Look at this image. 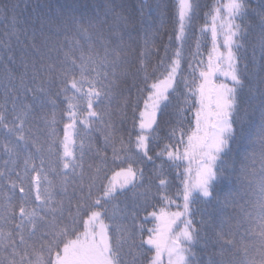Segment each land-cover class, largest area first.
I'll list each match as a JSON object with an SVG mask.
<instances>
[{
    "label": "snow or ice",
    "instance_id": "6c2138e0",
    "mask_svg": "<svg viewBox=\"0 0 264 264\" xmlns=\"http://www.w3.org/2000/svg\"><path fill=\"white\" fill-rule=\"evenodd\" d=\"M176 8V43L169 36L161 55L147 2L0 0L9 21L0 31V264H162L165 253L168 264H264V182L254 249L238 246L240 225L223 220L257 156L264 172V0H226L206 13L212 46L205 64L198 37L192 84L183 50L198 5ZM208 31L206 22L200 35ZM166 166L177 170L176 197Z\"/></svg>",
    "mask_w": 264,
    "mask_h": 264
},
{
    "label": "trees",
    "instance_id": "16d2710c",
    "mask_svg": "<svg viewBox=\"0 0 264 264\" xmlns=\"http://www.w3.org/2000/svg\"><path fill=\"white\" fill-rule=\"evenodd\" d=\"M53 3L55 2H63V0H52ZM147 2L152 6V15L151 19L153 21L152 29L150 32V38L154 39L155 44L159 47L160 54L163 55V49L164 46L169 43V36H172L171 44L175 46V28H176V5L178 3V0H139V3H145ZM226 0H196V4L198 5L196 15L193 18L192 26L189 29L188 33V40L184 46L183 55H184V62H183V72L188 77V83L192 84V77L193 72L189 68L188 62L193 61V53L196 51V43L197 39L199 37L200 40V51L203 53V59L205 61V64L207 62V57L209 50L211 49V20L210 18H207L206 20V13H210L211 9L214 5H222L225 3ZM127 3L130 5H136L137 0H127ZM159 6L158 8L156 6ZM147 11V10H146ZM223 12V9L221 10ZM208 23L209 25V31L205 33L203 36L200 35V29L204 26L205 23ZM9 23L3 16H0V31L4 30L6 25ZM220 21H217V24L219 25ZM137 50H139V46L142 45V40H137L136 42ZM219 44L222 48L223 45V34H220ZM155 51V50H154ZM174 51V47H173ZM171 54V53H170ZM150 66L158 64L159 61L157 58L153 57L150 60ZM199 63V58H196L193 61V68L196 67V65ZM151 71V67L149 68ZM2 75V73H0ZM196 76L198 78V72L196 73ZM213 79V78H212ZM218 81H224L222 79L215 78L213 79V82L217 83ZM125 91V95H127V91ZM184 92V83L183 80H181V83L179 85V93ZM146 93L144 96L146 97ZM138 96V93L133 89L132 97L133 99H136ZM58 113L57 118L59 119V108L63 107V98L61 97L58 101ZM173 105H177L182 103V97L178 94L173 95L172 99ZM140 107H143V99H140ZM51 106H49V109ZM171 111V110H170ZM129 115L131 113L129 112ZM189 119H192V117H189ZM176 123L175 117L172 118L171 122L167 125H162L161 131H160V141L161 145L164 142H167L168 133L171 130V127ZM131 120H129L125 125V136H127V131L131 130ZM57 129L59 132V135L63 137V123H59L57 125ZM188 130V125L185 124V131ZM253 140L258 142L259 137L255 134L258 129H253ZM44 134L41 133V136ZM92 138L97 146L103 145V136L101 135L100 131H93L92 132ZM176 139H179V134H177ZM236 145L233 146L234 150L236 149ZM158 150V149H157ZM108 154L111 155V150H108ZM251 156V152L248 154ZM243 160V157H241ZM159 163V161H157ZM184 167H188L187 161L181 162ZM245 163L252 164L251 160L245 161ZM2 166V165H0ZM184 167L180 168L179 171L181 173L184 172ZM240 165H238V168ZM192 168V176H195V169L196 164L195 162L191 165ZM254 173H252L248 180L238 181L236 184L233 185L234 189L238 193L236 196V200L238 203L235 205V207H229L226 214L223 217L224 220V227L227 229L229 226H231L233 229L236 228L237 225H240L239 231L236 233V241L238 246L241 248L245 246H252L254 249V246L256 245L258 241V237L256 236L253 229H255V218L258 214V209L256 207L257 200L259 198V191L258 187L261 182H264V172L261 171L259 158L257 156V159L254 164ZM176 169L175 168H168L166 166V175L170 181L169 188H168V194L170 197H176L177 191L180 188V182L175 179L176 176ZM148 172H151V169L148 170ZM251 172V169H250ZM147 179V176H146ZM250 181V182H249ZM155 181H153V192H155L156 188ZM122 200L124 198H121ZM159 198L157 197L156 200L152 201V206L149 207V211L152 210V208H156L157 210L161 206V204L158 202ZM178 203H182V200L177 201ZM203 207V205H201ZM171 211H176V205L173 204L170 206ZM144 213H141L140 218L143 219ZM200 214L197 213V219L199 220ZM151 221V218H150ZM219 220L215 221L214 227L219 226ZM155 222H149L145 225V229L147 228H153L155 227ZM79 230L83 232V223L79 225ZM209 233L211 235V230H209ZM72 238H75V235L72 236ZM153 253L149 252L148 256L150 257ZM162 264H168V258L167 254L162 255Z\"/></svg>",
    "mask_w": 264,
    "mask_h": 264
},
{
    "label": "rangeland",
    "instance_id": "374dc122",
    "mask_svg": "<svg viewBox=\"0 0 264 264\" xmlns=\"http://www.w3.org/2000/svg\"><path fill=\"white\" fill-rule=\"evenodd\" d=\"M215 78H218V79L225 80V78H224V77H222V76H219V75H216V76H214V77H213V79H215ZM219 82H222V81H218L217 83H219ZM229 83H230V82H229Z\"/></svg>",
    "mask_w": 264,
    "mask_h": 264
}]
</instances>
